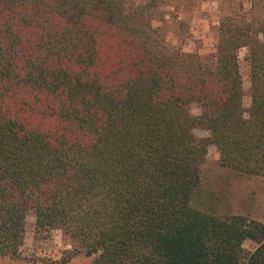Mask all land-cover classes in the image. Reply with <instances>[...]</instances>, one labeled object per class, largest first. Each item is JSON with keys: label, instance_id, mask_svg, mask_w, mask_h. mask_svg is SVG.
I'll return each instance as SVG.
<instances>
[{"label": "trees", "instance_id": "16d2710c", "mask_svg": "<svg viewBox=\"0 0 264 264\" xmlns=\"http://www.w3.org/2000/svg\"><path fill=\"white\" fill-rule=\"evenodd\" d=\"M158 7L0 0V259H23L34 214L37 239L69 242L60 264H264L263 222L194 203L210 145L264 177V19L222 18L206 62Z\"/></svg>", "mask_w": 264, "mask_h": 264}, {"label": "rangeland", "instance_id": "374dc122", "mask_svg": "<svg viewBox=\"0 0 264 264\" xmlns=\"http://www.w3.org/2000/svg\"><path fill=\"white\" fill-rule=\"evenodd\" d=\"M157 5L158 17L160 19L164 15L168 37L173 44L186 52L198 53L206 62L214 60L222 18L264 19V0H157ZM247 54V48L239 52L246 108L251 104ZM200 112L197 105H192L193 116H199ZM194 134L199 141L210 136L207 131L198 129ZM219 160L217 148L208 146L206 160L202 165L201 188L195 205L213 208L221 215H243L264 223V177L236 174L221 167ZM35 222V215L30 214L22 249L23 259L3 258L10 260L9 264H60L64 257L69 256L72 248L62 231L55 230L49 238L37 239ZM258 244V241H247L244 248L253 251ZM94 259V256L79 255L67 264H91Z\"/></svg>", "mask_w": 264, "mask_h": 264}, {"label": "crops", "instance_id": "0c3cea01", "mask_svg": "<svg viewBox=\"0 0 264 264\" xmlns=\"http://www.w3.org/2000/svg\"><path fill=\"white\" fill-rule=\"evenodd\" d=\"M1 262H2V264H9V262H10V260H7V259H0V264H1Z\"/></svg>", "mask_w": 264, "mask_h": 264}]
</instances>
